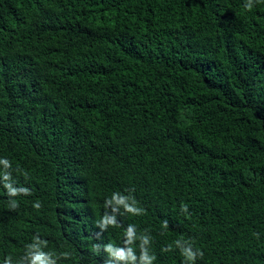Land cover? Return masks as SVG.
<instances>
[{"label": "trees", "instance_id": "16d2710c", "mask_svg": "<svg viewBox=\"0 0 264 264\" xmlns=\"http://www.w3.org/2000/svg\"><path fill=\"white\" fill-rule=\"evenodd\" d=\"M251 2L0 0V264H264Z\"/></svg>", "mask_w": 264, "mask_h": 264}, {"label": "clouds", "instance_id": "9594fccd", "mask_svg": "<svg viewBox=\"0 0 264 264\" xmlns=\"http://www.w3.org/2000/svg\"><path fill=\"white\" fill-rule=\"evenodd\" d=\"M245 7L248 9L252 8L251 0H248V3H246ZM0 163H3L5 165V167L8 166V162L6 160L0 161ZM5 179H7V177H5ZM8 187L10 188V194L16 195V191L11 189L10 186H8ZM118 202L121 204L124 203V201L122 199L119 200ZM34 207L39 208L40 204L37 203L34 205ZM129 211H131V209H129ZM104 223L105 224L115 223V220L114 219L106 220ZM132 234H133V230L131 228H129L128 233H127L128 237L131 238ZM129 242H130V240H129ZM147 243H148V240L145 239L144 244H147ZM106 250L109 252L110 255L112 254L113 250H112L111 245H109ZM184 254L189 260H192L194 258L193 255L189 252H185ZM115 258H118L121 260L125 259L124 252L122 250H117L116 254H115ZM132 259L134 260L135 257L133 256ZM141 259L143 261V264H151L152 258L149 257L146 252L142 256ZM23 260L29 262V264H56V260L53 259V254L50 252L46 253V252L42 251L39 242H37L33 245H30L28 247L27 255L23 258ZM22 264H23V262H22Z\"/></svg>", "mask_w": 264, "mask_h": 264}]
</instances>
